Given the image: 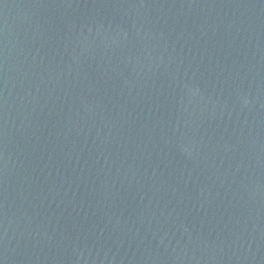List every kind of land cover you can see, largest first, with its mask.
I'll list each match as a JSON object with an SVG mask.
<instances>
[{
	"label": "water",
	"instance_id": "obj_1",
	"mask_svg": "<svg viewBox=\"0 0 264 264\" xmlns=\"http://www.w3.org/2000/svg\"><path fill=\"white\" fill-rule=\"evenodd\" d=\"M0 264H264V0H0Z\"/></svg>",
	"mask_w": 264,
	"mask_h": 264
}]
</instances>
